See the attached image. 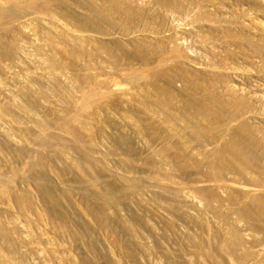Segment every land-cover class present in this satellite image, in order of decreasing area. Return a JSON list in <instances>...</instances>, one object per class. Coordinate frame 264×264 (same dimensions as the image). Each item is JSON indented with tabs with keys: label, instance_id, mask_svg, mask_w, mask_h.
I'll return each mask as SVG.
<instances>
[{
	"label": "rangeland",
	"instance_id": "374dc122",
	"mask_svg": "<svg viewBox=\"0 0 264 264\" xmlns=\"http://www.w3.org/2000/svg\"><path fill=\"white\" fill-rule=\"evenodd\" d=\"M0 264H264V0H0Z\"/></svg>",
	"mask_w": 264,
	"mask_h": 264
}]
</instances>
